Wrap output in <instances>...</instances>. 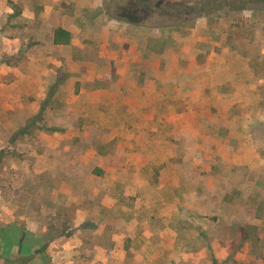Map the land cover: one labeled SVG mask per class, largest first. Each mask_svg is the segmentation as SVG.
Returning a JSON list of instances; mask_svg holds the SVG:
<instances>
[{
  "label": "rangeland",
  "instance_id": "rangeland-1",
  "mask_svg": "<svg viewBox=\"0 0 264 264\" xmlns=\"http://www.w3.org/2000/svg\"><path fill=\"white\" fill-rule=\"evenodd\" d=\"M118 3L0 0V264H264V1Z\"/></svg>",
  "mask_w": 264,
  "mask_h": 264
},
{
  "label": "trees",
  "instance_id": "trees-1",
  "mask_svg": "<svg viewBox=\"0 0 264 264\" xmlns=\"http://www.w3.org/2000/svg\"><path fill=\"white\" fill-rule=\"evenodd\" d=\"M126 1L127 2L128 1H134V4H139V5L143 6L144 11L147 14H149L153 10H163L162 9V7H164L163 5H165L169 8H170V5H172V4H168L165 2H162L161 4H163V5H161V6L158 4L156 5L154 3V0H126ZM134 4L130 3L126 6H124L121 3H118L114 9L113 17H115L119 20L125 21V22H129V23L135 22L137 24H141L142 23L141 19H139V18L133 19L132 17H130L131 14H132L131 16H134L133 11L131 9V7L134 6ZM69 41H70L69 31L60 27V26H57L53 32V43L54 44H68Z\"/></svg>",
  "mask_w": 264,
  "mask_h": 264
},
{
  "label": "crops",
  "instance_id": "crops-1",
  "mask_svg": "<svg viewBox=\"0 0 264 264\" xmlns=\"http://www.w3.org/2000/svg\"><path fill=\"white\" fill-rule=\"evenodd\" d=\"M112 239H117L116 234H112ZM62 238H60V241L62 243ZM78 246H82L83 248L86 247L88 245V247L91 248V251L89 252L90 255H88L89 259L91 262H95V263H100V262H106L107 260L111 259L112 257L115 258V256H118L115 258V260L117 259L119 263H123L124 257H125V249L121 246H116L115 244L113 246H101L99 244H97L96 242H87V241H83L80 240L77 242ZM68 248H73L74 245L70 244L69 241H67V244L64 245ZM115 254V256L113 255ZM87 257V258H88Z\"/></svg>",
  "mask_w": 264,
  "mask_h": 264
}]
</instances>
